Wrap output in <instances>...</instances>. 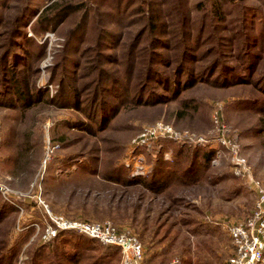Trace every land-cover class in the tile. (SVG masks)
I'll list each match as a JSON object with an SVG mask.
<instances>
[{
    "label": "rangeland",
    "instance_id": "374dc122",
    "mask_svg": "<svg viewBox=\"0 0 264 264\" xmlns=\"http://www.w3.org/2000/svg\"><path fill=\"white\" fill-rule=\"evenodd\" d=\"M25 3L0 0V54L10 45L12 27ZM29 4L33 10L21 31L30 40L19 37L20 49L38 52V60L21 63L19 69L30 86L46 93L44 103L25 110L0 106V186L13 191L5 199L0 189V200L15 208L0 223V264H27L29 249L49 242L40 237L49 224L40 201L66 218L109 220L136 235L148 264H166L175 257L191 264H228L233 245L224 224L245 218L254 207L256 192L247 177L235 175L228 150L213 141V115L219 108L230 134L235 131L251 177L264 183V96L258 89L197 82L180 96L191 99L190 107L181 105V98L154 106L128 104L103 129L84 108L98 87L105 89L113 81L120 95L130 97L144 83V67L154 49L163 55L155 60L161 61L159 69L169 74L186 50L196 59L189 62L195 69H204L210 61L205 52L222 53L217 57L237 65L242 9L250 7L247 31L256 35L259 17L254 13L258 9L264 17V0H29ZM69 4L76 10L39 31L40 18ZM201 23L200 47L192 53L190 45ZM140 33L144 35L134 48L131 44ZM231 35L237 37L236 44L225 39ZM263 61L257 70L264 68ZM70 91L76 104L66 105L63 98ZM101 93L108 102L119 104L108 88ZM159 120L211 142L194 146L160 139L150 153L139 150L150 171L132 177L126 166L131 141ZM218 149L223 156L213 164ZM210 151L208 161L199 159L192 166L188 182L177 183L192 156ZM160 160L177 171L169 177L158 172L157 177L165 180V187L161 178L157 185L162 191L125 185L127 180H147ZM176 162L182 164L175 166ZM107 264H121V257L112 256Z\"/></svg>",
    "mask_w": 264,
    "mask_h": 264
},
{
    "label": "trees",
    "instance_id": "16d2710c",
    "mask_svg": "<svg viewBox=\"0 0 264 264\" xmlns=\"http://www.w3.org/2000/svg\"><path fill=\"white\" fill-rule=\"evenodd\" d=\"M249 9L250 7L248 6L242 9L243 18L241 27L237 31L241 35L240 45L236 44L237 37L235 35L225 37V39L235 43L238 47L235 56L238 62L237 65H230L227 61L223 60L222 57H217L222 55V53L215 56L210 52H205L207 53V57L211 56L210 61L206 64L204 69L201 70L202 67L195 69L189 65V62H194L196 59H191V53L186 50L185 52H181V58L177 61L178 64L172 70V73L169 74L159 69V62L161 61L155 60H161L163 55L156 52L154 49L152 51L153 55L150 56L148 60L149 63L144 67V83L141 82V86L130 97L128 95H120V88L118 84L113 81L111 85L105 87V89H100L99 87L96 89V94L92 98V102L90 101L87 106H85L84 111L87 115L89 114L93 121L99 124L98 128L103 129L123 106L128 104L133 106H154L177 100V98H181L180 96L185 90L193 87L197 82L214 83L220 87H228L233 84L252 85L264 96V68L260 71L257 70V66L264 58V17L260 15L258 9L255 13L250 10L255 16L259 17V25L256 26L258 27L256 35L249 33L247 31L251 29L248 25L249 12L247 11ZM32 10L33 7L29 4V0H26L22 12L18 15L17 22L12 27L10 45L9 47L5 46L3 52L0 54V106L25 110L34 104L44 103L45 101L44 96L46 92L39 90L34 85L30 86L29 82L21 75L22 68L19 69V64L21 63L26 64V62H29L33 64L35 60H38V52H35L33 55L20 49L22 45L19 37L24 36L26 43L30 40L23 35L21 28ZM74 10H76V8L69 4L67 9H61L59 10L61 12L57 11L58 13L55 12L51 17L40 18L36 26H38L39 31L47 30L60 22L62 19L60 21L58 20L61 16H64L66 13V15H68ZM202 27L203 24L201 23L193 39V45H190L192 53H195L200 47L199 40L201 38ZM143 35L144 33L138 34L131 46L136 48L141 42ZM106 38L109 40L111 39L109 35ZM70 42L71 41L68 43L69 45H71ZM154 45H156V43H154ZM19 50L24 54L19 52ZM184 56L185 58H190V60H184ZM202 57L204 58L205 56L202 55ZM69 59L72 60L71 58ZM102 71L105 72L103 69ZM215 72H217V75L212 78L211 76L214 75ZM107 88L108 91L113 92L120 99L118 105L110 103L104 98L101 92L105 91ZM71 92L72 91L69 92L66 98H63L66 105L76 104L73 97L74 93ZM46 100L53 101L52 99ZM190 102L191 99H189V97L181 98L180 104L188 108L190 107ZM199 153L192 156L188 166L182 169L181 173H178L177 183L188 182L193 176V171L191 170L192 166L196 165L197 160L203 159V161H208L212 156V151L208 153ZM160 161H158L157 164L155 163L153 170L147 176V178L149 177L147 180H142L140 178L134 181L127 180L125 185L140 184L154 193L162 191L164 188L160 189L161 187L157 186L160 185L159 178H161L157 177L158 172H162L169 177V175L176 170L171 169L172 164L162 163V161ZM180 164H182V162H176L174 165L180 166ZM118 179L119 177H116V181H118ZM161 180L162 186H164L165 180L163 178H161ZM147 183H150V186H148ZM14 212L15 208L12 205L0 200V223L7 221L9 214ZM95 241V239L85 235H78L71 231H63L50 239L49 242L43 246L30 248L27 264H107V260L112 256L115 257V260H120V252L117 247L100 248L96 245ZM181 264H191V261L189 259H184Z\"/></svg>",
    "mask_w": 264,
    "mask_h": 264
},
{
    "label": "built area",
    "instance_id": "2783aa9c",
    "mask_svg": "<svg viewBox=\"0 0 264 264\" xmlns=\"http://www.w3.org/2000/svg\"><path fill=\"white\" fill-rule=\"evenodd\" d=\"M213 122L215 128L213 141L228 150L233 172L237 176L247 177L256 192V201L249 214L239 221L228 220L224 224L233 245L228 264H264V183L251 177L246 159L240 154L235 131L230 134V129L221 119L219 108L214 110ZM160 139L177 141L180 145L194 146L208 145L211 142L207 136L181 133L162 120L156 121L144 127L131 141L126 166L130 169L132 177L144 176L150 171L145 157L139 153V150L146 151L147 149L146 152L150 153L156 148V143ZM157 146L160 148V145ZM222 156V150H216L212 163L218 164ZM0 189L5 199H8L5 194L13 193L6 187L0 186ZM40 203L49 218V224L40 234L44 242L63 231H71L91 237L104 246L117 247L120 252L121 264H146L143 245L136 235L127 230H119L109 220L89 221L66 218L52 212L43 201ZM19 211H23L22 207H19ZM166 264H181V260L175 257Z\"/></svg>",
    "mask_w": 264,
    "mask_h": 264
}]
</instances>
